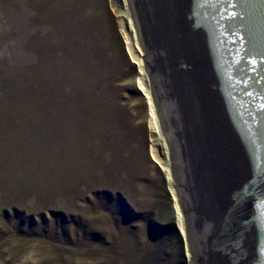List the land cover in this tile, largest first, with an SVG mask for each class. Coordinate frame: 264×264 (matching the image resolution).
I'll return each mask as SVG.
<instances>
[{
  "label": "rangeland",
  "instance_id": "obj_1",
  "mask_svg": "<svg viewBox=\"0 0 264 264\" xmlns=\"http://www.w3.org/2000/svg\"><path fill=\"white\" fill-rule=\"evenodd\" d=\"M125 9L0 0V264H190Z\"/></svg>",
  "mask_w": 264,
  "mask_h": 264
},
{
  "label": "water",
  "instance_id": "obj_2",
  "mask_svg": "<svg viewBox=\"0 0 264 264\" xmlns=\"http://www.w3.org/2000/svg\"><path fill=\"white\" fill-rule=\"evenodd\" d=\"M190 264H264V0H127Z\"/></svg>",
  "mask_w": 264,
  "mask_h": 264
},
{
  "label": "bare ground",
  "instance_id": "obj_3",
  "mask_svg": "<svg viewBox=\"0 0 264 264\" xmlns=\"http://www.w3.org/2000/svg\"><path fill=\"white\" fill-rule=\"evenodd\" d=\"M124 5L128 7L129 10L125 9V15L128 18V23H129V28L130 31L132 32V42L137 51V53L135 55L131 54V58L133 59L134 63L138 66V73H139V77L137 79V85H138V89L142 92L143 96L145 97L148 107H149V124H150V128L152 129L153 133L155 135H157V141L161 142V146L164 149V157L163 158H159L157 155H155V152L153 149H151V156L154 160V162H156V164L159 166V168L161 169V171L165 174L166 178H167V182L169 185V190L172 194V198H173V202H174V207H175V212H176V222H177V226H178V230L180 232L181 235H183L185 237V232H184V225H183V216H182V211L181 208L179 206V202H178V198H177V194H176V189H175V183H174V176H172V169H171V164H170V156H169V149L166 143V139L164 136V132H163V128L158 116V113L155 109V105L153 100V96H151L150 91H149V86H148V80H147V73L145 72L144 68H143V64L144 62H142V58H141V48L139 46V40L138 37L136 36V29H135V25L133 23V18L130 12V8L128 5V1L127 0H123ZM129 11V12H128ZM127 47L129 50V42H127ZM130 52V50H129ZM145 67V66H144ZM168 149V150H167ZM150 151V150H149ZM181 211V212H180ZM186 239V237H185ZM186 255L187 257H190V254L188 252V247H186ZM191 258V257H190Z\"/></svg>",
  "mask_w": 264,
  "mask_h": 264
}]
</instances>
